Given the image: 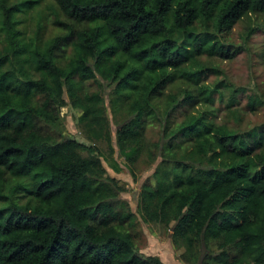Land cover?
<instances>
[{
	"label": "trees",
	"instance_id": "16d2710c",
	"mask_svg": "<svg viewBox=\"0 0 264 264\" xmlns=\"http://www.w3.org/2000/svg\"><path fill=\"white\" fill-rule=\"evenodd\" d=\"M54 1L84 24L65 22L68 31L42 40L16 17L40 0H0V264H161L136 250L134 213L114 207L123 186L97 145L62 134L63 92L89 136L109 137L103 91L85 84L100 75L113 108L131 114L116 126L119 149L130 162L153 158L143 137L150 92L184 76L204 98L221 96L219 83L199 84L198 56H231L223 34L264 0ZM69 34L71 51L59 57ZM163 136L152 180L139 190L141 217L169 225L189 262L264 264V148L254 150L264 140L250 144L194 113L166 119ZM212 240L216 254L203 251Z\"/></svg>",
	"mask_w": 264,
	"mask_h": 264
},
{
	"label": "rangeland",
	"instance_id": "374dc122",
	"mask_svg": "<svg viewBox=\"0 0 264 264\" xmlns=\"http://www.w3.org/2000/svg\"><path fill=\"white\" fill-rule=\"evenodd\" d=\"M16 17L19 19L18 25L25 30V35L37 36L42 40L68 31L69 26L67 27L65 22L72 21V29L84 24L80 21L74 22L54 0H40L36 7L21 11ZM223 36L229 44L231 56L208 54L198 56L206 73V75L202 73L199 84L205 83L209 91L219 83L217 89L222 92L221 96L219 92L214 91L212 99L204 98L202 93L198 94V83L184 76L168 79L150 92L149 101L154 114L143 116V137L146 148L155 154L153 158L142 152L134 162H130L119 149L115 136L116 126L131 114L124 108L116 110L113 108L109 87L104 84L105 81L100 75L98 79L86 80L85 84L90 90L101 88L103 91L110 128L109 137L89 136L79 121L80 109L72 104L67 92H63L66 101L60 107L62 134L72 135L86 144L97 145L107 172L115 176L123 186L113 201L114 207L130 208L134 213L133 224L128 227L133 233L136 250L157 254L161 258V264H200L189 262L182 257L184 247L173 242L170 234L172 228L169 225L145 220L138 210L141 184L152 180V172L162 157L160 145L156 142L164 141L163 128L166 119L173 125L190 113L203 114L243 134L250 144L255 137L260 141L264 140V10L249 11ZM72 38V34H69L60 41L56 48L57 56L62 57L71 51L69 42ZM211 66L215 69H210ZM187 92L192 95L186 96ZM249 96L255 97L252 103ZM261 146L256 145L254 150L264 148ZM219 249L216 240H212L207 247L203 245V251L211 254H216ZM232 252L237 253L234 248Z\"/></svg>",
	"mask_w": 264,
	"mask_h": 264
}]
</instances>
